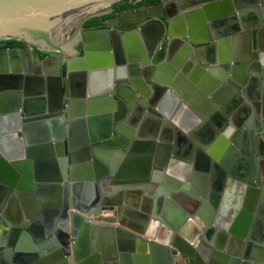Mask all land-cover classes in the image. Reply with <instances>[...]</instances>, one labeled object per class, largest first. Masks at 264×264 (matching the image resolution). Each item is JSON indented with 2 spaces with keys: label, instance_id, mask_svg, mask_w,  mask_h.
<instances>
[{
  "label": "water",
  "instance_id": "1",
  "mask_svg": "<svg viewBox=\"0 0 264 264\" xmlns=\"http://www.w3.org/2000/svg\"><path fill=\"white\" fill-rule=\"evenodd\" d=\"M121 1L0 0V41L26 45L0 50V264H129L146 255L155 264H195L194 255L202 264H264V0L148 3L110 27L64 39L84 14ZM241 24L244 49L234 46ZM187 78L194 92L185 95ZM177 93L185 102L200 93L210 107L189 112ZM163 115L174 127L160 125ZM149 117L147 144L138 138ZM177 129L220 149L216 201L222 189L234 192L231 211L229 199V213L222 202L217 220L200 214L187 239L171 230L157 236V223L136 225L123 208L142 193L124 170L133 152L147 144L151 156L162 135V150L175 157L166 143ZM113 157L124 159L118 171ZM9 188L12 215L4 206ZM46 194L56 202L43 203ZM99 236L109 249L99 251Z\"/></svg>",
  "mask_w": 264,
  "mask_h": 264
},
{
  "label": "crops",
  "instance_id": "2",
  "mask_svg": "<svg viewBox=\"0 0 264 264\" xmlns=\"http://www.w3.org/2000/svg\"><path fill=\"white\" fill-rule=\"evenodd\" d=\"M246 28H248V25H246ZM241 30L242 32L245 31V27L242 24ZM246 35L247 34L245 32L241 33L235 40L234 46L244 49L246 47ZM262 40L264 41V35L263 37L262 35L259 36L261 45ZM180 46H182V44L176 46L175 50H177ZM187 80L188 78L186 80L183 79V84H185L186 87L183 88L182 85L183 91L180 92L185 95L192 94L194 92V90L188 87L189 82ZM246 92L241 90V94L244 96L247 95ZM166 94L167 93L165 92L161 96V100L163 102L167 99ZM177 95L180 98L181 103L185 102L184 98L180 94L177 93ZM185 104V107L188 109V111L190 112V110H192L194 114L204 113L205 109L210 107L209 105L207 106L206 101H204V98L201 97L200 93H196V98H191L190 101L185 102ZM179 108L180 106L175 109V113L179 111ZM170 109H172V106L164 104L163 112L169 113ZM186 117L188 116H185V118ZM159 119L161 126L163 123L166 128L172 126L174 127L171 117L166 118L165 115H163V117H160ZM178 119L180 121L182 120L180 116H178ZM164 122L170 123L171 126L164 124ZM209 123L212 125V127H215L212 121L209 120ZM125 124L127 126L129 125L128 123ZM143 125L144 128L142 129V136L138 138V141L148 144V142L151 141L150 132L152 131L154 125L153 119L150 117L145 119ZM197 126L198 125H195L193 130L196 131ZM229 131L232 130L230 129ZM176 132L177 133L175 136H171L172 141L166 143L169 145V147H175V150L172 152L176 153L175 157L174 154L166 155L165 150H162V148H168L166 145H164L166 136L162 135H159L158 138L155 139V149L151 156L148 151L149 147L147 144H144L142 152H140L139 147H137L138 151L133 152L134 155L138 157L135 160H132L130 164L125 165L126 168H124V170L128 171L132 177H135L138 181L142 182L141 186H139V190L142 191V193H140V199L138 200V203L132 202L131 205L129 204V207L123 206V208L127 209L125 216L130 219V222L136 225L141 226L143 223L148 225H150L152 222L157 223L155 224L157 236H163L165 234L163 231L171 230L172 238H174L173 235H176L175 237L187 239L186 232H191L192 224L198 223L200 214L202 215V218H204L206 215L215 214L216 219V214L219 210L217 207L223 205L222 202H226L228 204H226L223 212V214H228L229 199L231 200V211V202L234 192L233 189H230L229 187L228 189L225 188L224 192L222 189V191L218 194L220 196L222 194L223 195L217 201L213 194L214 190L217 191L222 187V184L220 187H217L215 181L218 172L214 168V159L218 158L220 154V149H217L218 146L215 147L212 143L211 146L208 145L203 147V143L207 142L204 140V137L197 134L192 135L191 133H186L181 136L178 129ZM260 139L264 142V137ZM263 142H260V145ZM178 148H185L187 151H178ZM242 154H244L243 156L245 157V153L242 152ZM113 162L115 163V168L118 171V169L123 166L124 159H117L116 157H113ZM156 162L160 164V167H156ZM157 168H161L160 171H163L162 175L156 174L158 172ZM229 182L230 181H226L227 186ZM204 191H208V195L210 194L207 201L204 199L202 201L201 192ZM47 195L48 194L42 195L43 197L41 196L43 203L52 204L53 202H56L54 200L55 197H52L55 196V194H51L49 197H46ZM35 197L37 200L36 203L39 206L41 201L37 196ZM36 203L32 206H35ZM207 204L211 209H209ZM103 214L105 216H115L116 213L115 211L107 210ZM175 225L176 228H174ZM211 238L213 240L214 237L212 236ZM212 240L211 242H213ZM97 243L100 247L99 251L102 252L104 249L106 250V248L109 249L108 240L104 239L102 236H99ZM116 248L118 247L116 246ZM198 253L199 252H196V255L200 257V253ZM193 258L194 261L196 260L195 264H202V262L197 261L195 255ZM204 263L209 264L205 259ZM129 264L155 263L151 256L146 255L145 260L136 262L132 258V261H129Z\"/></svg>",
  "mask_w": 264,
  "mask_h": 264
},
{
  "label": "flooded vegetation",
  "instance_id": "3",
  "mask_svg": "<svg viewBox=\"0 0 264 264\" xmlns=\"http://www.w3.org/2000/svg\"><path fill=\"white\" fill-rule=\"evenodd\" d=\"M126 0H123L119 3L114 4V6L108 10H98L97 12L91 13V14H84L81 18V20L79 22H77L75 25H73L68 32L63 34L64 39H68L70 37H74L77 36L78 34V30L80 28H84V29H101V28H107L110 27L108 25V22L111 19H114L115 16L121 15V14H128L131 12H135L138 11V9H141L143 7L146 6V4L148 3H153L154 6L156 5H160L163 4L165 2V0H149V1H143V0H127L128 5L126 7H122V3H125ZM167 1V0H166ZM170 1V0H168ZM108 7V6H106ZM105 16H109V17H105ZM94 18H98V22L95 25H90V26H84L85 22L94 19ZM129 19L131 21H135L136 17L134 16H130ZM166 44H163V48L165 47ZM197 45V44H196ZM207 44H204V46H206ZM26 45L16 41V43H13V45H10V41L9 42H3L0 41V50L3 48H8V49H22L25 48ZM73 47L77 50L78 45L74 44ZM33 51V48H30ZM81 52V51H80ZM77 56L78 53L75 52ZM50 53H44V52H39V57L41 59L49 56ZM130 99L128 100L129 103ZM232 120V117L230 118ZM12 192V189L9 188V192L7 195H5V213H9V215L13 214V211L11 209H8V203L10 201V194ZM8 215V214H7ZM6 235L5 230L0 229V238H3Z\"/></svg>",
  "mask_w": 264,
  "mask_h": 264
},
{
  "label": "trees",
  "instance_id": "4",
  "mask_svg": "<svg viewBox=\"0 0 264 264\" xmlns=\"http://www.w3.org/2000/svg\"><path fill=\"white\" fill-rule=\"evenodd\" d=\"M143 1H149V0H143ZM128 5L127 0L125 1V3H122V7H126ZM105 17H109V16H105ZM98 18H94L91 19L87 22H85L84 26H90V25H95L98 22ZM13 43H16V41H10V45H13Z\"/></svg>",
  "mask_w": 264,
  "mask_h": 264
},
{
  "label": "rangeland",
  "instance_id": "5",
  "mask_svg": "<svg viewBox=\"0 0 264 264\" xmlns=\"http://www.w3.org/2000/svg\"><path fill=\"white\" fill-rule=\"evenodd\" d=\"M101 9H102V8H101ZM101 9H98V10H101ZM98 10H96V11H93V12H91V13L97 12ZM91 13H89V14H91Z\"/></svg>",
  "mask_w": 264,
  "mask_h": 264
},
{
  "label": "bare ground",
  "instance_id": "6",
  "mask_svg": "<svg viewBox=\"0 0 264 264\" xmlns=\"http://www.w3.org/2000/svg\"><path fill=\"white\" fill-rule=\"evenodd\" d=\"M109 6V5H108ZM106 7V6H105ZM102 8H104V7H102ZM101 9V8H100ZM78 19V18H77Z\"/></svg>",
  "mask_w": 264,
  "mask_h": 264
}]
</instances>
